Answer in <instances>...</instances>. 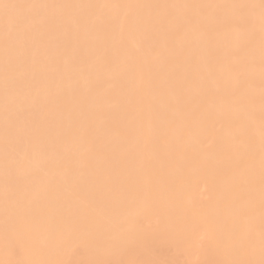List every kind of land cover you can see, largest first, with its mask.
Instances as JSON below:
<instances>
[{
  "label": "bare ground",
  "instance_id": "bare-ground-1",
  "mask_svg": "<svg viewBox=\"0 0 264 264\" xmlns=\"http://www.w3.org/2000/svg\"><path fill=\"white\" fill-rule=\"evenodd\" d=\"M0 264H264V0H0Z\"/></svg>",
  "mask_w": 264,
  "mask_h": 264
},
{
  "label": "rangeland",
  "instance_id": "rangeland-1",
  "mask_svg": "<svg viewBox=\"0 0 264 264\" xmlns=\"http://www.w3.org/2000/svg\"><path fill=\"white\" fill-rule=\"evenodd\" d=\"M26 0H19L20 3H24ZM209 143H205V146H207ZM198 193L200 195V198L201 199H207L208 195H207V192H206V188L203 186V185H199L198 187ZM2 234H7V230L4 228L1 230ZM197 240L198 242H202L203 241V236L202 235H199L197 237Z\"/></svg>",
  "mask_w": 264,
  "mask_h": 264
}]
</instances>
